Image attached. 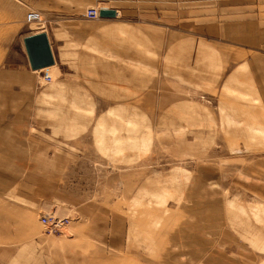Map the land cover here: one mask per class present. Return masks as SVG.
<instances>
[{"label":"rangeland","instance_id":"1","mask_svg":"<svg viewBox=\"0 0 264 264\" xmlns=\"http://www.w3.org/2000/svg\"><path fill=\"white\" fill-rule=\"evenodd\" d=\"M173 3L169 26L146 31L143 87L108 102L76 63L99 23L86 10L103 2L77 26L41 12L65 51L50 80L26 67L23 33L3 46L0 30V74L12 77L0 85L28 93L0 104L2 135L21 141L0 152V176L30 165L6 188L0 177V264H264V0ZM46 212L69 217L63 233L46 231Z\"/></svg>","mask_w":264,"mask_h":264},{"label":"crops","instance_id":"2","mask_svg":"<svg viewBox=\"0 0 264 264\" xmlns=\"http://www.w3.org/2000/svg\"><path fill=\"white\" fill-rule=\"evenodd\" d=\"M99 2L104 3L100 5L101 8L106 7L114 9L116 14L114 16H100L98 18L99 23H90L86 27L87 37L84 46L87 52L82 55L80 53L79 58L76 60L77 66L84 72L82 87L95 90L100 98H102L103 102H108L113 98L117 99L124 97L125 95H121L118 90L127 88L137 90L143 87L144 76L148 73L142 66L143 57L144 55L155 53V48L152 46L154 44V39L150 38L146 31L149 29L158 30L160 25H168L171 23L169 17L173 20V0H3L0 4V16H4L5 22L0 24V30L5 33V36L1 41V45H11L14 41L16 31L20 30V32L23 33L21 36V43L22 55H24L26 60H24V62L29 64L26 65V67H31L24 43V37L45 30L49 35L56 62L54 66L41 70H48L47 72H50L51 68H55L58 72L60 64L66 61L64 59L65 51L62 48L63 43H58L60 41H57L59 37L56 30L59 28V25H61V22L64 21L63 14L67 16L65 18L66 20H70L72 26H77L75 22L77 14L83 12L87 4H98ZM37 9L48 17L50 21L51 17L59 16L58 19L56 18L54 20V22L59 23V25H55V29L52 30L49 27H45L46 24L44 21H35L32 22V24L29 23L27 26L25 25L26 28L23 30V27H25V15L29 10ZM122 14L125 15L124 18H119ZM149 15H153L154 17H149ZM161 18L166 20L160 22L159 19ZM168 26L166 27L168 28ZM144 39L147 41H143ZM171 48L174 49L173 41L171 42ZM143 49H145L144 54ZM4 56L7 57L8 62H10L9 65H14L15 54L13 50H10V48L4 49L1 57ZM128 60H131L132 63ZM31 69L33 68L31 67ZM6 70L15 71L12 67H7ZM8 73L9 72L6 73L3 71L0 77L10 81L12 77ZM21 75H25V78H22ZM17 77L20 80L22 79V81H26L28 76L27 74L20 73ZM45 93L54 94V96L59 94L58 91L55 93ZM45 93L43 96L40 95V100L43 99L44 102H49L45 100L44 96H47ZM3 94L6 96L5 99L2 98L4 97ZM64 95L67 96L66 94ZM11 96H24L27 98L28 93L26 90H23L21 93L16 92L12 89L10 82H4V84L0 85V104L3 100L9 103V98ZM76 98L78 100V97ZM36 99H38V96ZM53 99L49 98V107H51L50 109L52 111L53 108L56 106L58 107L59 104L62 106V103L58 105L56 103V106L52 107L53 104L51 103H54ZM67 99L69 100L70 98L67 96ZM66 103L69 105L68 101H66ZM26 110L25 108V113ZM62 110H64L63 107L60 111L64 118L65 113ZM69 110L70 109L67 108V111ZM8 112L9 110L7 109L3 111L0 110V121L8 116ZM18 116L19 114L16 115V120L12 121V123L17 124L20 122V120H17ZM4 126L5 127L0 126V152H7L8 154L21 152L17 145L21 141L14 140V143L12 144L10 142V144L5 138V135H2L5 128L10 129V126ZM70 134L71 133L68 135L71 137L76 135ZM29 166L30 165L27 163H24L15 167L18 169L20 168L19 170H22V174H24ZM18 169L16 170L18 173L15 174V180L20 177ZM0 177L4 181V187L5 183L15 182L14 179V181H10L3 176Z\"/></svg>","mask_w":264,"mask_h":264},{"label":"water","instance_id":"3","mask_svg":"<svg viewBox=\"0 0 264 264\" xmlns=\"http://www.w3.org/2000/svg\"><path fill=\"white\" fill-rule=\"evenodd\" d=\"M115 14L114 9L106 7L100 9L101 16H114ZM24 43L33 69H41L55 64L56 60L47 31L43 30L25 36Z\"/></svg>","mask_w":264,"mask_h":264},{"label":"built area","instance_id":"4","mask_svg":"<svg viewBox=\"0 0 264 264\" xmlns=\"http://www.w3.org/2000/svg\"><path fill=\"white\" fill-rule=\"evenodd\" d=\"M100 9L101 6H89L86 10V16L90 19H96L99 18L100 15ZM27 20L28 21H43L42 13L38 10H29L27 12ZM44 77L47 80H50L52 78L51 74L49 72H45ZM41 220L43 224L45 225V229L47 232H64L65 227L67 226L69 222V217L67 216H60L55 214L54 212H46L41 215Z\"/></svg>","mask_w":264,"mask_h":264},{"label":"bare ground","instance_id":"5","mask_svg":"<svg viewBox=\"0 0 264 264\" xmlns=\"http://www.w3.org/2000/svg\"><path fill=\"white\" fill-rule=\"evenodd\" d=\"M51 66H54V64L50 65V66H47V67H44V68H41V69H45V68H48V67H51ZM41 69H36V70H41ZM48 71V70H47ZM47 80V79H46Z\"/></svg>","mask_w":264,"mask_h":264}]
</instances>
